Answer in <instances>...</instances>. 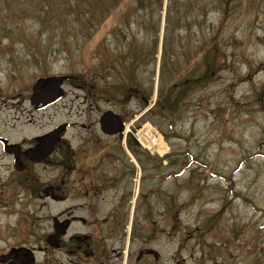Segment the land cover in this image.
Returning <instances> with one entry per match:
<instances>
[{
    "label": "rangeland",
    "instance_id": "1",
    "mask_svg": "<svg viewBox=\"0 0 264 264\" xmlns=\"http://www.w3.org/2000/svg\"><path fill=\"white\" fill-rule=\"evenodd\" d=\"M19 1L20 4L0 1V133L16 135L19 130L12 127L19 125L20 131L31 137L63 120L85 121L90 125L87 131H92L106 109L120 113L132 129L134 125H144L139 120L141 112L137 113L142 103L132 94L122 95L123 99H128L119 103L69 83L65 86L67 95L61 102L46 111L35 112L29 101L30 88L35 75L46 68L53 74L83 73L85 87H91L94 80L98 87H105L118 77V82L124 79L127 83V79L131 83L133 74L139 86L151 90L154 83L156 87L160 81L161 52L156 54L155 60L151 28L154 22L163 26L169 0H161L162 6L158 4V9L152 8L153 0H148V6L140 11H136L139 6L135 1L130 3L129 10L142 18L135 22L138 26L133 23L137 38L131 50H128L129 40L121 37V42L116 43L111 33L116 23L121 21L120 14L128 7L122 11L113 10V15L106 17L98 31L93 26L86 32L87 37L78 24L76 29L71 27V53L61 46L62 36L71 31L61 25V20L58 25H53L52 20L47 21L40 35L55 38L53 53L50 60L38 69L25 65L20 55H23L24 43L39 40V21L33 13H37V4L42 5L45 0ZM234 3L235 11L228 17L223 30L226 41L228 39L225 67L210 85L200 88L186 104L180 103L174 118L169 114L168 118L163 117L157 110L149 115L151 120L146 121L158 131L159 127L164 131L167 137L162 136L169 146L168 152L171 151L170 158L177 164L171 168L169 178L170 189L175 192L172 198L176 212L171 217L169 238L160 235L161 242L154 241L152 245L156 253L150 259L143 256L139 264H264V107L254 94L264 82V0L255 4L251 0H235ZM22 7L31 11L25 20L16 15ZM173 7L177 10V6ZM215 8V12L206 17L208 23H216L218 19V7ZM186 9L190 16L180 24L196 22L191 14H196L197 10L189 9V6ZM180 10L183 11L182 8ZM169 13L174 14L172 10ZM180 26L190 33L188 37ZM180 26L175 31V40L181 33V40L193 37L203 43L202 35L209 33L208 28ZM15 27L21 28L22 36L13 35L16 39L11 42L15 46L10 51L9 47L6 48L9 39L5 34ZM158 34L162 38V28ZM159 44L161 50V42ZM183 47L184 50H180L185 53L183 57H172V70L163 76L165 85H169L178 74L186 73V67L192 70L197 63L196 57H202L195 52V42ZM57 48L60 50L56 53ZM103 50L107 51L109 59H118L107 64L110 69L106 71L102 70L103 63L107 61ZM185 57L191 61L183 65ZM16 63L21 65L20 70ZM113 64L122 70L123 76L116 73ZM152 101L154 98L150 99L149 106L154 105ZM29 121L33 122L29 124ZM79 130L77 125L69 133L72 135ZM49 169L52 168L42 170L43 179L56 172V169ZM121 178L130 180V175ZM224 204L225 211L214 219ZM209 225L211 227L207 231ZM223 225L225 231L221 227ZM163 226L167 227L165 222ZM233 228L237 229L236 235L231 231ZM223 237L231 238V242L223 244L220 241ZM143 251L138 252L140 256ZM131 254L129 251L127 260Z\"/></svg>",
    "mask_w": 264,
    "mask_h": 264
},
{
    "label": "flooded vegetation",
    "instance_id": "2",
    "mask_svg": "<svg viewBox=\"0 0 264 264\" xmlns=\"http://www.w3.org/2000/svg\"><path fill=\"white\" fill-rule=\"evenodd\" d=\"M33 143H21L17 170L9 164L16 152H5L0 141V264H118L133 241L122 227L133 185L117 172L118 158L87 147L84 138L77 147L63 138L45 162H34L24 153ZM49 164L64 166V179H42ZM99 203L109 207L104 214ZM61 221H68L65 233L49 245Z\"/></svg>",
    "mask_w": 264,
    "mask_h": 264
},
{
    "label": "trees",
    "instance_id": "3",
    "mask_svg": "<svg viewBox=\"0 0 264 264\" xmlns=\"http://www.w3.org/2000/svg\"><path fill=\"white\" fill-rule=\"evenodd\" d=\"M4 4H20L19 0H0ZM135 1V3L139 6V9H145L148 6V0H111L108 4L113 7H118L120 4L127 2L128 6L130 3ZM202 1V6H200L199 2ZM134 3V4H135ZM153 7L157 9L158 4L161 5V0H153ZM104 0H45V3L41 5L38 3L39 8H37V13L33 14L36 16L37 20L42 26H45V23L48 20H52L53 24L55 20L61 19L63 22H67L65 25L70 31L71 27L76 29V24H81L83 18H87L89 22H95L97 24H101V21L104 19L103 17V6ZM41 5V6H40ZM151 5V1H150ZM177 6V10L173 7ZM187 6L194 9L195 6L198 8H203V14L207 15L212 10L218 7V10L221 12L222 19L217 23V26L213 23L208 25H204V27L209 29V33L203 34V43L201 46L197 45V53L203 54L202 59V67L197 71H192V73L187 74L178 85L175 83L171 85L164 91L162 90V98L158 105V108H164L170 114H174L179 106L180 102L184 100V102L193 96L194 92L200 89L201 87L207 86L211 84L218 73L225 67V58H226V38L224 36L223 30L226 23L227 18L230 15L231 8L233 7L232 0H188L179 2V0H171V4L169 6V11L172 10L174 14L169 13L168 19L169 21L173 20L177 17L181 18V16L186 15V11H179V7L185 9ZM176 12V14H175ZM57 13V14H56ZM18 14V18L20 20H25V18L31 14V11L27 7H22L20 11L16 13ZM88 14V15H87ZM156 26V24H154ZM169 27V26H168ZM19 27H15L7 33V36L13 37L14 34H18V36H22L19 32ZM158 30V28L154 27V33ZM175 29L170 26L169 33L166 41V53H167V42L173 38V33ZM72 32V31H71ZM43 45V43H41ZM40 42L35 43L34 47H28L27 52L31 56V62L35 64H40L41 60L45 58V48H42ZM202 47V48H200ZM180 76V75H179ZM255 96L258 99L259 103H261L264 107V83L259 87ZM226 208V204H224L217 215H221ZM217 215L213 216L214 219H217ZM223 231H225V226L223 225ZM210 229L208 226L207 231ZM237 229L233 228L231 231L236 232ZM220 231H218L219 233ZM217 233V234H218ZM236 235V233H235ZM218 236V235H216ZM223 244L230 243L231 238L223 237L220 240Z\"/></svg>",
    "mask_w": 264,
    "mask_h": 264
},
{
    "label": "water",
    "instance_id": "4",
    "mask_svg": "<svg viewBox=\"0 0 264 264\" xmlns=\"http://www.w3.org/2000/svg\"><path fill=\"white\" fill-rule=\"evenodd\" d=\"M64 78V76H51L38 79L34 85V93L32 96L33 105L35 107L41 108L59 99L63 95L60 84ZM100 121L103 130L106 132L115 133L121 129L120 117L112 111H106L102 115ZM62 129L63 127H59L44 136V138L51 141V145L49 146V149L46 151V153L52 150V142L55 141L56 136L62 131ZM8 147L11 148V146ZM38 148H41V144H39L34 149L37 150Z\"/></svg>",
    "mask_w": 264,
    "mask_h": 264
},
{
    "label": "bare ground",
    "instance_id": "5",
    "mask_svg": "<svg viewBox=\"0 0 264 264\" xmlns=\"http://www.w3.org/2000/svg\"><path fill=\"white\" fill-rule=\"evenodd\" d=\"M137 136L146 147L153 151L164 154L168 150V145L162 136L148 123L138 130Z\"/></svg>",
    "mask_w": 264,
    "mask_h": 264
}]
</instances>
